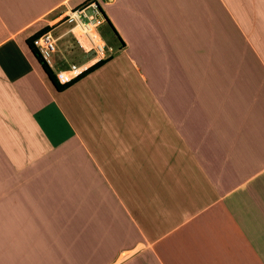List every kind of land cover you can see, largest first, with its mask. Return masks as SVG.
<instances>
[{"label": "crops", "instance_id": "crops-1", "mask_svg": "<svg viewBox=\"0 0 264 264\" xmlns=\"http://www.w3.org/2000/svg\"><path fill=\"white\" fill-rule=\"evenodd\" d=\"M90 4L114 46L57 91L25 40ZM59 169L89 209L35 234L5 177ZM4 238L0 264H264V0H0Z\"/></svg>", "mask_w": 264, "mask_h": 264}, {"label": "rangeland", "instance_id": "rangeland-1", "mask_svg": "<svg viewBox=\"0 0 264 264\" xmlns=\"http://www.w3.org/2000/svg\"><path fill=\"white\" fill-rule=\"evenodd\" d=\"M83 7L84 5L80 8ZM86 14H89V10L86 11ZM55 18L59 17H54V19ZM54 25L56 26L54 27L55 29L50 31L51 35L53 38L59 37V39L55 43L56 50L54 55L49 57V62L53 69L56 70V68H58L66 70L69 69L71 65L75 66L76 68H83L88 65L89 62L94 58L95 54L93 52H88L86 55L83 54V51L78 48L69 34L60 37L62 33H64L71 25V22L68 21L67 16L56 20ZM97 31L100 39L104 40L106 47L108 45L111 47L114 46L113 40L104 26L99 27ZM106 47L104 48V51L106 50ZM55 73H57V71H55ZM55 73L53 72L54 75ZM42 167L45 169V166ZM43 169L39 171H43ZM74 171H76V169H74ZM81 178L82 184L89 188L90 186L86 184L84 178ZM77 179L78 177L76 175L68 176L60 174L59 169L58 173L55 175L38 174L25 177L6 176L5 182L6 185H11L20 183L22 181L31 187V193L17 192L15 194H18L17 198L21 201L24 200L30 205H35V207L31 209L30 216L31 222H35L31 223L30 231L36 234L40 231H46L47 233H51V231L57 232L55 226L58 223L57 221H59V217H76L80 209H89L87 207V202L85 201V204L82 202V195L80 191H78L79 189L77 187ZM49 190L50 192L48 194ZM44 192L47 195L44 194ZM53 193H55L56 196H53ZM11 194V192H6V199H11ZM26 210L24 208L21 209L22 213H24ZM51 219L56 221L52 223L54 227L49 222ZM26 220H28V218H26ZM88 226L93 227L92 221L89 222ZM13 247V240L6 238L0 239V262H7V260L11 258L13 254Z\"/></svg>", "mask_w": 264, "mask_h": 264}, {"label": "built area", "instance_id": "built-area-1", "mask_svg": "<svg viewBox=\"0 0 264 264\" xmlns=\"http://www.w3.org/2000/svg\"><path fill=\"white\" fill-rule=\"evenodd\" d=\"M87 10H89L88 15L86 14ZM67 19L71 22V25L66 33L71 36L78 48L83 51V54L93 52L95 54L94 58L103 57L104 44L97 31L102 22V16L99 14L98 9L93 4L88 7L76 8L67 14ZM55 42L56 40L49 33H44L33 41L34 49L47 65L50 63L49 57L55 53ZM64 71L67 74L65 77L55 73L60 84L69 81L70 76L75 78L79 74L78 68L73 65Z\"/></svg>", "mask_w": 264, "mask_h": 264}, {"label": "trees", "instance_id": "trees-1", "mask_svg": "<svg viewBox=\"0 0 264 264\" xmlns=\"http://www.w3.org/2000/svg\"><path fill=\"white\" fill-rule=\"evenodd\" d=\"M96 8L98 9V11L100 12V14L102 15V17L104 18L103 14L101 13V11L99 10V8L96 6ZM106 20V18H105ZM48 28H44L41 29L39 31H37L36 33H34L32 36H30L28 39L25 40V43L28 47V49L30 50V52L32 53V55L35 57V59L37 60V62L39 63V65L41 66L44 74L46 75V77L48 78V80L51 82V84L53 85V87L57 90V91H62L65 88H67L68 86H70L72 83H74L76 80L82 78L83 76H85L86 74H88L89 72H91L92 70H94L95 68L99 67L100 65H102L104 63V60H99L97 62H95L93 65H91L90 67H88L87 69H85L84 71H82L81 73H79L75 78H73L72 80H69L63 84L58 83L55 75L53 74L52 70L50 69V67L46 64V62L38 55V53L36 52V50L33 47V41L35 39H37L39 36H41L42 34L48 32Z\"/></svg>", "mask_w": 264, "mask_h": 264}, {"label": "bare ground", "instance_id": "bare-ground-1", "mask_svg": "<svg viewBox=\"0 0 264 264\" xmlns=\"http://www.w3.org/2000/svg\"><path fill=\"white\" fill-rule=\"evenodd\" d=\"M64 77H65V75H64Z\"/></svg>", "mask_w": 264, "mask_h": 264}]
</instances>
